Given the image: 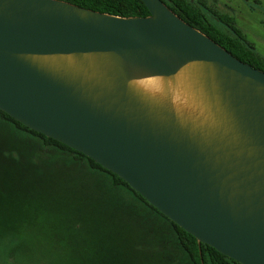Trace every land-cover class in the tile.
I'll list each match as a JSON object with an SVG mask.
<instances>
[{
    "label": "water",
    "instance_id": "obj_1",
    "mask_svg": "<svg viewBox=\"0 0 264 264\" xmlns=\"http://www.w3.org/2000/svg\"><path fill=\"white\" fill-rule=\"evenodd\" d=\"M139 1L146 18L0 0V112L117 176L198 244L264 264V73L161 0ZM153 78L160 94L136 84Z\"/></svg>",
    "mask_w": 264,
    "mask_h": 264
},
{
    "label": "trees",
    "instance_id": "obj_2",
    "mask_svg": "<svg viewBox=\"0 0 264 264\" xmlns=\"http://www.w3.org/2000/svg\"><path fill=\"white\" fill-rule=\"evenodd\" d=\"M58 1L119 18L149 16V12L139 0ZM161 1L184 23L209 37L234 58L264 73V59L255 53L254 47L245 40L232 18L220 14L208 6L204 0ZM208 14L213 20L208 17ZM0 129H5L19 140L33 141L27 148L18 144L14 150L5 151H15L16 156L19 157L18 151L23 150L30 161L25 165L35 168L34 173L23 168L19 171L9 172L5 169L0 171V221L9 222V232L12 233L15 229L14 224L18 220L21 218L25 220L26 215L29 214L31 218L30 234H22L19 238L26 248L30 247L29 250L23 252L21 258L15 261L12 256L13 242L0 245V264H45L47 260L55 263L56 250L72 246L75 235L80 232L77 228L80 222L77 219L73 221V210L64 201H68L65 197L68 196L69 186L55 193L48 184V178L50 176L53 178V175L54 181L59 182V169L61 173L77 175L78 184L81 182L82 187L87 188L90 193L99 198L97 201L100 202V213L108 212L110 215L102 218L104 221L114 219L120 223L122 230L127 228L133 236L143 239H156L163 245L159 244L161 248L170 250L173 254L170 264H238L214 249L198 244L195 238L161 215L121 179L102 169L82 154L28 130L2 112H0ZM0 142L15 144L13 140L8 141L4 138H0ZM43 148L52 149L60 156H70L72 164L77 165V168L85 169L89 176H86V173L82 175L79 172L78 174L76 169L59 167L54 161L40 156L39 153ZM12 164L14 162L8 156L0 157V166H13ZM42 164L51 169L47 173L48 180L42 175L44 174L42 170L36 169ZM19 166H21L20 163ZM56 174L58 176H55ZM57 185L54 186L57 187ZM64 193H67L65 197H63ZM106 206H109L108 211ZM93 231L99 232L97 229Z\"/></svg>",
    "mask_w": 264,
    "mask_h": 264
},
{
    "label": "rangeland",
    "instance_id": "obj_3",
    "mask_svg": "<svg viewBox=\"0 0 264 264\" xmlns=\"http://www.w3.org/2000/svg\"><path fill=\"white\" fill-rule=\"evenodd\" d=\"M204 1L220 14L232 18L236 27L244 35L245 40L254 47L255 53L264 59V0ZM208 17L213 20L211 15L208 14ZM0 138L8 141L11 139L15 142V144L12 142L7 144L0 142V157L8 156L14 162L13 166H0V171L4 169L9 172L19 171L23 168L28 172L33 171L34 173L35 168L33 166L25 165L30 161L23 150L18 151L19 157L16 156L15 151H5L7 149L14 150V147H17L18 144L27 148L33 141L19 140L11 136L5 129H0ZM39 155L54 161L59 167L76 169L78 174L79 172L82 175L86 173V176H89L85 169L77 168V165L72 164L70 156H60L56 151L49 148H43ZM19 163L22 167L19 166ZM36 169L44 172L42 174L44 178L47 177V173L51 170L43 164ZM58 174L61 176L58 179L59 182L60 180L62 181L60 182L61 184L54 181V175L52 176L53 178L50 176L49 180L46 179L50 189L55 193H58L59 189L69 186L68 196L65 197L67 193H64L63 197L68 199V201H64L73 210V221L77 219L80 222V225L77 226L79 228L78 232H80L75 235L72 246L67 249L61 247L56 250L57 260L55 263L47 260L45 264H170L173 259L172 252L161 248L159 244H162L156 239L150 240L133 236L128 232L127 228L122 230L120 223L114 219L104 221L102 218H107L110 215L108 212L106 214L100 213V202L97 201L99 198H96L87 188L82 187L81 182L78 184L77 175L61 173L60 169ZM37 176L41 177V175ZM55 176L58 175L56 174ZM54 185H57V187ZM106 207L108 211L109 206ZM30 220V214L26 215L25 220L23 218L18 220L14 224L15 229L12 233L9 232L10 228H8L10 223H6L4 220L0 221V245L13 242L12 256L15 261L18 258L20 259L23 252L30 248L29 246L26 248L24 242L19 241L22 234H30ZM93 229H97L99 232H94L95 230L93 231ZM13 234L14 236H12ZM47 254L50 255L51 253Z\"/></svg>",
    "mask_w": 264,
    "mask_h": 264
},
{
    "label": "bare ground",
    "instance_id": "obj_4",
    "mask_svg": "<svg viewBox=\"0 0 264 264\" xmlns=\"http://www.w3.org/2000/svg\"><path fill=\"white\" fill-rule=\"evenodd\" d=\"M136 84L147 93L153 95L160 94L163 90V82L159 78L138 81ZM172 93V102L177 106L184 105V100L175 91Z\"/></svg>",
    "mask_w": 264,
    "mask_h": 264
}]
</instances>
